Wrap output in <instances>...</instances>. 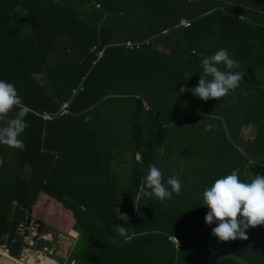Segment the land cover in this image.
<instances>
[{
	"label": "clouds",
	"instance_id": "obj_1",
	"mask_svg": "<svg viewBox=\"0 0 264 264\" xmlns=\"http://www.w3.org/2000/svg\"><path fill=\"white\" fill-rule=\"evenodd\" d=\"M27 1L28 0H10L7 3L5 2L3 7H6V11H11L10 8L15 5L16 11H20L24 10ZM197 1L198 0H186L183 9L179 10L177 13L178 20L175 24L170 27L157 28L152 27L151 22L148 23L144 21L146 18L152 19L155 17L156 13L154 11L144 12L139 10V6L135 5L136 0H55L58 7L65 6L67 11L72 13L77 12V17L79 19L78 25L81 24L86 29L82 35H77V38L85 36L90 32L95 33L96 37L99 39L102 37L103 41L117 32H124L126 34V37L129 39L126 37L119 38L117 42H114L116 44H107L103 49H99L98 44L91 47L89 52L92 56H95L92 65L97 66L99 62L101 63L105 60L106 50L115 46H124L127 51L124 55L126 59H124L122 68L117 63L122 69L123 75L129 79H135L134 73L130 72V67L133 65L141 75L148 72L154 78L153 80L152 77L149 78V76L145 78L147 82L144 85V91L147 95H151L152 92L155 93L152 102L156 105L159 114L155 125L143 122L139 119L136 120L133 111H131V106L133 105L130 103L127 96L122 95L121 92L119 94L105 92L107 94H103L98 103L94 105L84 103L85 98H82V102L78 103L77 101L81 96L80 94L85 91L84 80L77 86H73V81H70L67 77L66 80L63 81L64 88L62 99L57 96L56 92L53 94L45 90V80L40 77H34L37 73L31 72L29 75L27 71L20 72L11 78L12 82H7L5 75L8 69H12L13 62H17V64L24 68L22 70H26L40 60L38 59L26 63L29 57V49L34 43L33 41L36 36L33 23L30 22V19L23 21L17 26L12 25V27L20 29L26 36L20 35L14 38L12 35V38L8 41L4 39V37L8 35L10 31L2 30V27L11 26L6 20L0 22V43H9V48L6 53L0 54V144L7 145L3 151L0 149V181L3 170L11 166L9 173L17 176L19 185V187L14 186L13 189H21L26 186L35 189L40 183L45 185L48 180H51L60 188L67 199L65 202H57L52 199L50 195H46L45 192H37V195L34 197L35 200L38 201L35 204V209L37 213H42V217L35 220V223L39 225L38 228L36 230L31 229L34 202L30 201L28 206L22 207V218L19 222H16L14 232L10 233L5 230L6 233L3 236V242L0 243V264H41L40 262L45 256L54 258V255H57L60 249H64L65 247H67L69 255V253L72 252L73 245L79 242L82 231L79 230V225L75 227V224H78L75 218V212L68 208V205L65 206L64 203L67 201H73L75 208H77L80 213L89 214L90 211L93 213L94 210L91 208L94 205L98 209L104 208V216H99V211L96 217L90 219L93 221V219L99 217L98 224H108L109 219L102 220V218L109 217L112 221L114 220L113 212L106 209V199L102 194L101 188L103 187L100 185L103 183L96 182L91 189L96 196L95 200L84 197V201L77 202L73 199L75 194L65 192L66 189L64 187L66 182L59 181L65 179L70 171L68 168H66L67 170L56 168L55 162H61L63 165L70 167L68 163H70L71 159L57 152L55 149L56 146H54L51 139L48 138V135L55 134L58 128L66 132L78 134L82 142H89L94 139L99 147L101 142L107 144L111 137L116 139L115 142L108 147L109 152L100 156V160L106 166V171L96 178L102 182L112 183L115 181L114 176H108V167L111 173H115V177L119 176L121 180L128 181L131 174L138 168V165L145 161V157L147 155L151 157L152 155L151 164L148 165L146 175L139 189V194L135 198V205L136 199L141 198L140 200L142 201L144 197H148L154 200L148 203L150 207L155 205L158 206L160 201L173 198V193L176 195L180 194L181 182L179 180L180 178L177 177L178 166L173 162L174 157L170 154L175 153L177 158L181 161L184 160V164L187 166L186 153L183 151L190 148V145L192 146L196 142H199V150L206 145L207 141L201 144V140L196 138V142H192V138L186 134H180L179 128L175 135L179 141L171 145H169V143L166 145L162 144L166 135V126L173 128V126L179 123V120L166 122L160 114V112L164 114L162 110L164 106L160 105L159 102L155 103L156 99H159L160 89L164 92H172L175 91L177 87V81L172 78L170 79L166 71L158 66L160 63L161 50L157 45V41L174 36L177 37V41H179L177 46L183 43L181 51L177 52L179 56L175 54L176 51H173V60L171 58V52L166 54L167 62L169 63V60L174 61L180 58L181 63H186L189 79L197 82L200 78L198 85L191 89L195 96L205 101L209 99L219 100L230 92L234 93V97L237 94L246 93L239 83L243 79L244 74L239 71L233 72V69L239 67V63L236 61L237 59L234 58V55L240 54L242 52V45L247 43H240L239 41L247 36V29L250 28L253 23L257 21L258 24H260L261 20L264 19V13H259L256 8L251 7L247 0H244V2L232 1L226 6L222 5V8L215 6L210 10H206V12L194 10ZM29 2L31 5H28L30 8L26 9L27 18H30V13L36 14L40 11L44 12V7L42 5L40 7L43 0H29ZM14 7L10 13L11 17H13V13L16 12ZM216 11H224L228 14V18L232 19L230 23H227L230 33L226 31V34L230 38L224 40V48L202 59L205 53L207 54L210 43L217 42L214 40L215 35L221 38L219 30H216L214 35L208 34L205 30L207 23H205L204 26L201 25V21L207 15ZM104 14V19L102 21H100V19V23L98 24L99 21H97V19ZM115 15H120L123 23L125 20H129L130 23L135 25L137 24L135 19L141 18L146 28L135 27V25L123 27L122 24V28L118 29L115 21H111L109 24L110 26L103 30V24L110 17ZM193 29H195V32L191 33ZM189 33H191L189 36L191 39L185 40V36ZM148 34L150 35L145 36ZM68 38L69 36H64L53 42V50L57 48V46H60L64 52L61 53L58 51L56 52V49L55 51L49 49L46 55V63L42 62V56L38 53L35 54L34 58L42 57V61L38 64L42 68L39 72L40 75H45L46 64L54 67L58 66L57 62L59 61L60 65L66 66L63 60L64 56H69L70 60H72V55L69 52L71 46L68 43ZM2 48L3 47H1L0 50ZM262 51L264 52V50ZM79 53L84 56V60H87L86 52ZM174 56L177 57L175 58ZM51 57H53V60H49ZM197 59H202L201 69ZM220 64L224 65V70L218 67ZM61 75L63 76V74ZM136 76L138 75L136 74ZM25 80L26 82L33 80L36 85V95L32 99L33 105L28 107L24 105L22 97H19L15 87V84L21 85ZM169 81H171V84L168 85ZM185 90L186 89L183 87L180 89L181 92ZM237 91L239 92L237 93ZM133 97L138 99L139 95L136 96V94H134ZM122 98L126 99L122 100ZM231 99H228V101ZM143 107L146 112L150 110V106L145 100L143 101ZM168 107L170 108V106ZM13 109H18V111H16L14 116H10L9 114ZM28 113L34 116L33 118H29L30 121L35 123L36 127L42 125L43 137L40 143H33L36 148L34 150L36 152L37 149L40 151L37 159H27L26 162L23 163V159H17L15 156L26 148L25 138H22L24 136L21 134L28 127L25 121ZM182 118L183 116L181 119ZM163 121L166 122V124ZM50 123L55 124L56 128L47 132L50 129ZM251 126L255 128L252 124L245 125L244 127L243 134L245 139H254L256 136V132L253 133L251 130V134L248 135V128ZM88 127H92L93 130H89ZM162 129L164 131L163 134L161 133ZM212 129V124L205 125V131H211ZM105 130L109 132L110 136L106 134L101 140L99 134L103 131L106 132ZM5 149L15 150L16 154L9 159L4 153ZM125 150L129 153V156L123 155ZM110 152L111 154H109ZM165 153L168 156H165ZM157 156H159L161 160L159 168L155 165L157 163L155 160ZM95 157L96 155L91 150H87L85 154L80 155L77 161L74 159L73 163L80 168H85L87 166L92 168V160ZM46 158L48 159V163L45 162ZM14 161L18 163H14ZM169 163L171 164V168L167 169L166 167ZM237 167L238 164H226L227 172L231 173L216 179L210 187L204 190L202 194L203 201L200 205L208 207L209 211H207L205 220L209 225L217 223V226L212 229V234L218 237L219 241L223 242L221 244L222 247L228 246L230 248V253L232 249L229 241L237 238L247 239L246 230L257 226L255 230L258 235L254 236L249 242L252 246V250L258 251L260 255L258 257L263 258L264 238H259V234L264 235V167L261 169L260 173L258 171L254 172V179L250 182H243L240 180L239 175H241V169H237ZM185 168L186 167L182 169V174H185ZM81 183L83 185V181ZM165 184L168 185V187H166ZM118 187L125 186L122 182ZM192 188L194 189L191 190V194L188 197L196 199L197 195L201 194L202 191H199L194 186H192ZM13 189L12 191H14ZM176 199L177 203L181 202L180 198ZM189 201L192 203L193 200ZM14 202L16 205H20V199ZM194 205H199V203H195ZM38 207L41 209L40 212L38 211ZM49 208H58L63 214L59 231H42L45 223H43V227L40 229V220L42 222L45 220V214ZM150 211L152 212L153 209ZM171 211L175 213L173 207ZM116 214L119 220L127 222L129 219L127 213H121L119 207L116 209ZM87 216L86 218L88 219ZM162 223L167 226V229L169 223L166 221ZM22 224L25 226V231L21 233L19 228ZM138 226L143 227L142 224H138ZM134 230H137V228L134 227ZM134 230L127 234L128 230L124 226L120 224L114 226V231L119 236L125 238V241L122 243L144 238L145 232L137 233L138 231L134 232ZM163 230L165 231L163 225L156 224L155 228L146 232H164ZM170 239L177 249L181 250L183 248L184 241L179 236L171 235ZM112 242L116 243L115 237H113ZM260 243H262L260 249L259 247H254L256 244ZM16 244H19L21 247L19 253L15 252L13 249V246ZM242 245L243 247L246 246L243 253L250 250L249 245H245L244 243ZM69 264H76V260H69Z\"/></svg>",
	"mask_w": 264,
	"mask_h": 264
},
{
	"label": "trees",
	"instance_id": "obj_2",
	"mask_svg": "<svg viewBox=\"0 0 264 264\" xmlns=\"http://www.w3.org/2000/svg\"><path fill=\"white\" fill-rule=\"evenodd\" d=\"M9 1L10 0H0V22H4V20H6V22L11 26L2 27V30L10 31L4 39L8 41L12 38V35L14 38H17L20 35L26 36L20 29L12 27V25L17 26L27 19H30V22L33 23V28L36 32L35 40L29 49V57L26 63H30L38 59L42 61V57V62L46 63V55L49 49H51V51H55L56 49V52L58 51L63 53L64 51H62L60 46H57V48H54L53 50L52 44H54L53 42L61 37L69 36L68 43L71 47L73 46V48H69V52L74 58L70 60L69 56H64L63 60L66 63V66L60 65L61 68L59 66L53 67L46 64L45 73L48 76L53 77L58 83L62 84L68 77L70 81H73V86H77L84 80L85 91L80 94L81 96L77 101L78 103H81V99L85 98L84 103L94 105L95 103H98L103 94H119L121 92L122 95L128 97V100L133 105L131 106V111H133L136 120L139 119L152 125L157 123L159 114L157 112L156 105L152 102L155 93L152 92L151 95H147L144 91V85L147 82L145 78L147 76H151L152 80L154 78L148 72L141 75L137 71V68L133 65L130 67V72L134 73L135 79H129L123 75L121 68L124 59H126L124 55L127 51L124 46H115L106 50L105 60L101 63L99 62L97 66L92 65V61L95 59V56H92L89 52L91 47L98 44V48L103 49L107 44H116L114 42H117L119 38L126 37L124 32L112 34L107 40L103 41L102 37L99 39L96 37L95 33L90 32H88L85 36L77 38V35H82L86 30L83 25H78L79 19L77 17V12H69L65 6L58 7L55 0H43V2L39 4L40 7L41 5L44 7V12L40 11L36 14L30 13V18H27L26 16V9L30 8L29 6L31 5L29 0L26 2L24 10L20 11H16V8L14 7L15 5L10 8L11 11H6V7H3V5L5 2L7 3ZM13 7L16 12H14L13 17H11L10 13L12 12ZM104 17L105 14L99 17L97 21L100 19V21H102ZM231 21L232 19H229L228 14L224 11L211 13L201 21L202 26L207 23L205 30L208 34L214 35L216 30H219L221 33V38L215 35L214 40L217 42L210 43V48L202 59L215 54L218 50L225 47L224 40L230 38L226 34V31L230 33L227 23H230ZM192 32L194 33L195 29H193L191 33ZM247 32V36L239 41L240 43L247 42L242 45L240 58L236 60L239 63V67L233 69V72L239 71L244 74L243 79L239 83L246 91L245 94H237L233 97L234 93L229 92L228 95L220 98L219 100H202L195 96L191 91V89L198 85L200 78L197 82L189 79L186 63H181L180 58L174 60V62L169 60V72L166 71V73L170 79L172 78L177 81V87L175 89V91H177V96L170 97L169 94L172 92H164L160 89L159 104L162 105L163 102H166L168 106L173 107L176 106V104L173 103L179 101V103H181L179 107L213 109V112H210L209 114L193 113L191 115L183 116L182 118L185 120V126L180 128V134L185 135V132L194 134L197 132V139L201 140V144L204 141H207V143L199 150V142H196L192 146L189 144L190 148L183 151L186 153L187 166L185 168V176L179 179L181 182V191L179 194L181 202L177 203L173 207L175 214L180 213L184 217H188V213L193 209L201 214H206V212L209 211L208 207L200 205L203 201L202 194L204 190L207 187H210L216 179L231 173L227 172L226 164H238L237 169H241V175H239V178L243 182H250L254 179V172L258 171L260 173L261 169L264 167V52L262 51L264 50V19L261 20L260 24H258L257 21L253 23V25L247 29ZM191 33L185 36V40L191 39L189 37ZM1 47L3 48L0 50V54L6 53L9 48V43H0V48ZM77 51L86 52L87 60H84V56L80 53L78 56ZM37 53L42 57L34 58ZM175 54L178 55V53ZM174 57L176 58L177 56ZM202 59H197L200 63V69L202 68ZM40 61H37L26 70H22L24 69L23 67L17 64V62H13L12 69H8L5 75L6 81L12 82L11 78L20 72L27 71L29 75L31 72H40L42 70L41 66L38 65L40 64ZM117 63L121 66V68ZM218 67L221 70H224L223 64H220ZM62 68H65V70L63 71ZM75 69L78 70L74 77H72V72ZM61 74H63V76ZM136 74L138 76H136ZM15 87L19 97H22L24 105L27 107L32 106V99L36 95L35 82L33 80L26 82L25 80L21 85L15 84ZM182 87L186 89L184 92L180 91ZM238 92L239 91H237V93ZM134 94H136V96L139 95L138 99L133 97ZM228 99L231 100L228 101ZM144 100L147 101L150 106V110L147 112L144 111ZM16 111H18V109H13L9 115L14 116ZM29 117L33 118L34 116L29 113L26 115L25 121L28 127L21 134L24 137L20 136L25 138L24 141L26 142V148L21 150V152L15 156L17 159H23V163H25L27 159H37L40 151L38 149L37 152L34 150L36 148L33 143H40L43 137L42 125L36 127L35 123L30 121ZM206 124H212L213 129L211 131H205ZM250 124L255 126L256 136L254 139H245L243 134L244 127L245 125ZM54 128H56L55 124L50 123V129L47 132H50ZM88 129L93 130L92 127H88ZM105 131L106 132L103 131L99 134L101 140L106 134L109 135V132L107 130ZM161 133H164L163 129ZM48 138L51 139L52 144L56 146L55 149L57 152L62 153L64 157L71 159L70 163H68L70 167L58 162L60 169L67 170L66 168H68L70 171L67 177H64L65 179L59 181L66 182L64 187L66 189L65 192L75 194L73 199L77 202L84 201V197L95 200L96 196L91 189L96 182L103 183L100 185L103 187L101 190L104 198L106 199V209L113 212L114 220L112 221L109 217L102 218V220L109 219V221L108 226H101L98 224V219H100L99 217L93 219L92 222L86 218L88 213H80L77 208H75L73 201H67L64 203L65 206L68 205V208L75 212V218L82 231L81 242L83 245L85 243L88 244L89 242L92 244V247L95 248L105 246L106 244L114 246L117 242L125 241L124 237L119 236L114 231V226L120 224L125 228L132 226L135 227V225H138L140 221H142V219H140L137 215L138 208L142 201L140 200L141 198L136 199L135 205V198L139 194V189L143 178L146 175L148 165L151 164L152 155L151 157L150 155L145 157V161L138 165V168L131 174L128 181L121 180L119 176L115 177V173H111L108 167V176H114L115 181L112 183H106L99 181L96 178L98 175L103 174L106 171V166L100 160V156L109 152L108 147L111 146L116 139L111 137L107 144L105 142H101L99 147L94 139L89 142H82L78 137V134L66 132L59 128L55 134L48 135ZM6 146L7 145L0 144L1 151H3ZM226 148L229 151L226 152ZM87 150H91L96 155V157L92 160L93 169L88 166L85 168H80L78 165L75 166L73 160L76 159L77 161V159L80 158V155L85 154ZM109 154H111V152ZM123 155L129 156V153L125 150ZM45 162L48 163L47 158L45 159ZM204 166L205 168L203 169ZM82 181L83 185L81 183ZM122 182L125 187H118V185ZM186 182L190 183V185H187ZM198 185L200 186L197 187ZM165 186L168 187L166 184ZM192 186L202 192L201 194H198L196 199L194 198L195 200L191 203L189 200H185L191 194V190L194 189ZM13 190L17 192L21 191L20 193H24L28 190L37 191L39 193L43 191L46 195H50V197L57 202H65L67 200L60 188L57 187L51 180H48L45 185L40 183L35 189H31L26 186L21 189ZM172 195L173 198H179L175 193ZM195 203H199V205H194ZM117 207L120 208L121 213H127L129 217L127 222L117 218ZM85 221L87 224H84ZM43 223L45 222L40 220V229L43 227ZM161 225L166 226L164 223ZM214 225H217V223ZM168 229H171V224H168ZM259 235V238H264L263 234ZM113 237H115L116 243L112 242ZM217 242L219 244L215 245L216 248L223 243L222 241H219L218 238ZM261 244L262 243L256 244L254 247H259L260 249L262 247ZM183 248H185V244H183ZM92 252H94L92 254H95V249Z\"/></svg>",
	"mask_w": 264,
	"mask_h": 264
},
{
	"label": "crops",
	"instance_id": "obj_3",
	"mask_svg": "<svg viewBox=\"0 0 264 264\" xmlns=\"http://www.w3.org/2000/svg\"><path fill=\"white\" fill-rule=\"evenodd\" d=\"M232 1L244 2V0H198L195 4L194 10L206 12V10H210L215 6L222 8V5L226 6ZM185 2L186 0H136L135 5L139 6V10L144 12L154 11L156 13L155 17L152 19L146 18L144 21L148 23L151 22L152 27L162 28L170 27L177 22V13L179 10L183 9ZM247 2L251 7L256 8L259 13H264V0H247ZM135 20L137 22L136 25L130 23L129 20H125L123 27L135 25V27L146 28L143 19L136 18ZM178 43L179 41H177V37L174 36L157 41V45L161 50V56L159 59L160 63L158 65L161 69L169 72L166 54L171 52L172 58L174 53L173 51H176V53L180 52L183 43L177 46ZM234 58L239 59L240 54H235ZM149 78H151V76H149ZM169 84H171V81H169L168 85ZM164 123L166 124V122ZM166 128L168 129H166V135L162 142L163 145H166L168 140L171 138L169 137V139H167V135L172 128L168 126H166ZM250 128L253 133L256 132L255 128L252 126ZM170 134L175 136L177 131ZM227 151L229 150L226 148V152ZM4 153L10 159L16 154V151L5 149ZM165 156L168 155L165 153ZM14 163L18 162L14 161ZM10 167H6L1 175L0 208L2 207V204H10L17 199L25 201L24 198L26 196V192H19L21 194L20 195L17 191H12L14 186L19 187V185L17 176L9 173ZM166 168H171V164L169 163ZM199 186L200 185L197 187ZM187 200L194 199L188 197L185 201ZM153 201L154 200L151 198L144 197L138 208L137 215L140 219H143L139 224H142L143 227L135 225L137 230H134V226L127 227V234L133 230L134 232L138 231L137 233L145 232L144 238H138L137 240L132 242L128 241L126 243L117 242L114 246L106 244L105 246L95 248L92 247L91 243H85L82 246L83 249L81 252L82 254L84 253V257L81 254L83 261H81L80 264H264V256L263 258L258 257L260 256L258 251L252 250V246L249 242L254 236L258 235L255 230L257 226L246 230L247 239L237 238L229 241L232 249V252L230 253V248L228 246L222 247V245H220L218 248L215 247V245L219 244L217 242L218 237L212 234V229L217 225H214L215 223L209 225L206 222L205 216L207 212L206 214H201L193 209L188 213V217H184L180 213L175 214L173 212L172 216H170L169 213L171 212V208L167 204L176 203V198L165 199L160 201L158 206L155 205L150 207L148 203ZM91 209H93L94 212L92 213V211H90L87 216L88 220L96 217L99 211V216L102 217L105 215L103 213V210H105L104 208L98 209L94 205ZM151 209H153L152 212L150 211ZM21 218L22 214L17 222H19ZM161 221H166L171 224V229L167 228L165 231L163 230L164 232H146L155 228L156 224H162ZM84 224H87V222L85 221ZM177 224H182L183 226L176 227ZM78 225L79 224H75V227ZM99 225L108 226V224ZM5 233L6 231L4 229H0V243L3 242V236ZM171 235H177L184 239L185 248L182 250L177 249L173 241L170 239ZM80 241L81 237L79 242ZM243 243L250 246V250H247L245 253H243V251L246 249V246L243 247ZM13 249L15 252L19 253L21 247L19 244H16L13 246ZM94 249L96 253L92 254L94 253L92 252ZM57 256L65 259L67 262L66 264H69L67 247L64 249L61 248ZM45 259L49 261H46L45 263ZM40 263L63 264V262L57 260L56 257L53 258L48 256H45Z\"/></svg>",
	"mask_w": 264,
	"mask_h": 264
},
{
	"label": "rangeland",
	"instance_id": "obj_4",
	"mask_svg": "<svg viewBox=\"0 0 264 264\" xmlns=\"http://www.w3.org/2000/svg\"><path fill=\"white\" fill-rule=\"evenodd\" d=\"M122 17L120 15L118 16H112L110 17L102 26L103 30L105 28H108L110 25L111 21H115L116 26L118 29L122 28V24L123 22L121 21ZM145 35V36H149ZM73 48V46L71 47ZM77 55L79 56V52L77 51ZM74 57H72L73 59ZM49 60H53V57H51ZM58 66L61 68L59 61L57 62ZM62 70L64 71L65 68H62ZM78 70V69H77ZM77 70H73L72 72V77H74V75L76 74ZM61 71V70H60ZM35 78H42L45 80V90L49 93H55L57 94V96H59L60 99H62L63 96V84L62 83H58L57 80H55L53 77L48 76L46 73L45 75H40V73L38 72L37 75H34ZM170 97H176L177 96V92L176 91H172V93L169 94ZM128 98V97H127ZM126 99V98H122ZM160 101L159 99H156L155 103H158ZM173 104H176V106L173 107H168V104L166 102H163L162 105L164 106V108L162 109L164 114L160 112L161 117L165 119L166 122H173L174 120H179V123L176 126H173L172 130H170V132H168L167 135V139H169V137H171L168 140L169 145L174 144L175 142L179 141L173 134L170 133H174L175 131H177L179 128L184 127L185 126V120L181 119L182 116H187V115H191L193 113L196 114H209L210 112H213L212 108H197V107H179L181 105V103H179V101L174 102ZM247 130V129H246ZM245 130V131H246ZM251 129L248 128V135L251 134ZM247 133V131H246ZM185 134L187 136H189L190 138H192V142H196V138H197V132H195L194 134H189L187 132H185ZM246 135V136H248ZM172 157H174L173 162L178 166L177 169V177L178 178H183L185 176V174H182V169H184V167H186V164H184V160H180L179 158H177L175 153H171L170 154ZM156 160V166L159 168V164L161 163L160 157L157 156ZM55 165L57 168H59V164L58 162H55ZM205 168V166L203 167V169ZM187 185H190V183H187ZM186 188V187H185ZM37 195V191H32V190H28L26 192V196H25V201H21L20 200V205H16L15 202H11L10 204L8 203H4L2 204V207L0 208V229H4L8 232H14V228H15V224L17 222V220L19 219L20 215L22 214V207L23 206H28L30 201L34 202V214L32 216L31 219V229L32 230H36L38 228V224L35 223V220L38 218L42 217V213H37L36 209H35V204L38 202L37 200H35V196ZM177 197H179V195H176ZM180 198V197H179ZM32 199V200H31ZM177 203V202H176ZM176 203H168L167 205L171 208L174 207L176 205ZM31 209V208H30ZM40 208L38 207V211L40 212ZM170 216H172V211L169 213ZM63 214L59 211L58 208L55 209H48L47 213L45 214V220H43L45 222L43 230L42 231H59V226L61 224V219H62ZM174 217V215H173ZM183 226L182 224H177L176 227H181ZM164 229L166 230V226H164ZM83 243L77 242L76 244L73 245L72 247V252L69 253V260L71 261L72 259L76 260V264H80L81 261H83L82 256L84 257V253L81 256V251L83 249ZM59 261H62L63 264H66L67 262L65 261V259L54 255Z\"/></svg>",
	"mask_w": 264,
	"mask_h": 264
},
{
	"label": "built area",
	"instance_id": "obj_5",
	"mask_svg": "<svg viewBox=\"0 0 264 264\" xmlns=\"http://www.w3.org/2000/svg\"><path fill=\"white\" fill-rule=\"evenodd\" d=\"M19 230H20L21 233L24 232V231H25V226L22 224V225L20 226Z\"/></svg>",
	"mask_w": 264,
	"mask_h": 264
},
{
	"label": "bare ground",
	"instance_id": "obj_6",
	"mask_svg": "<svg viewBox=\"0 0 264 264\" xmlns=\"http://www.w3.org/2000/svg\"><path fill=\"white\" fill-rule=\"evenodd\" d=\"M46 261H49V260H46V259H45V261H44V262L46 263ZM44 262H43V263H44Z\"/></svg>",
	"mask_w": 264,
	"mask_h": 264
}]
</instances>
